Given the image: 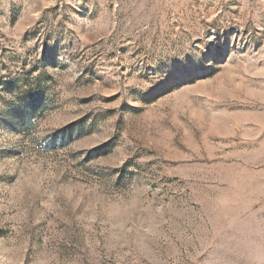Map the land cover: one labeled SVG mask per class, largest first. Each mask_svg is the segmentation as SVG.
Here are the masks:
<instances>
[{"label": "rangeland", "instance_id": "rangeland-1", "mask_svg": "<svg viewBox=\"0 0 264 264\" xmlns=\"http://www.w3.org/2000/svg\"><path fill=\"white\" fill-rule=\"evenodd\" d=\"M0 264H264V0H0Z\"/></svg>", "mask_w": 264, "mask_h": 264}]
</instances>
